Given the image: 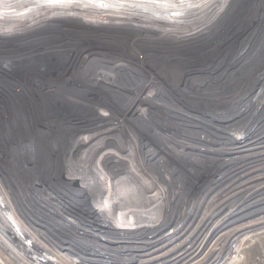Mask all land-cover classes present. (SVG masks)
Instances as JSON below:
<instances>
[{"label": "rangeland", "instance_id": "rangeland-1", "mask_svg": "<svg viewBox=\"0 0 264 264\" xmlns=\"http://www.w3.org/2000/svg\"><path fill=\"white\" fill-rule=\"evenodd\" d=\"M254 2L258 4L252 6ZM237 4V8L242 5L243 8H241L244 10L249 8L250 13L255 10L259 14L257 18L262 17L264 13V0H237ZM88 13L84 12L83 15L75 13L54 15L22 33H0V202L4 203L6 207V209H2L0 206V210L5 217L11 212L16 216L17 220L13 219V216L7 219L16 224L21 232H18V237L29 248H25L29 251L28 253L25 249L22 251L18 249L21 251L20 254L24 255L20 259L17 257V253H14L3 242L2 238L9 245H13V241L9 238L10 232L6 227V218L3 217V214L0 215V264H29L26 263L27 261L34 264H172L176 257L173 256L174 251L182 247L196 245L199 239L208 235L214 226H218L219 234L216 236L214 234L215 237L210 239L209 257H205L201 261L208 260V264H213V262L217 264H264V191H260L243 202H240L243 199L240 198V195L233 194L215 204L216 199L210 197L215 193L212 192L214 188L211 190L207 187L210 183H198L197 187L188 190L185 196V201L193 198L194 204L185 210V212L192 214L190 220L179 227L176 233L177 238H169L170 241L165 243V246H160L154 250V246L144 245V242H156V237L152 238L155 233H159L157 234L159 236L166 231H171L175 223L181 219V215L178 216L177 213L180 204V195L176 197L178 191L176 193L172 189L168 190L172 201L175 200L174 206L170 209L171 213L174 212L175 219L173 221L169 216L162 226L158 227L159 224L147 222L144 228H133L131 222L135 219L137 222H143L142 217L155 214L156 209L149 205L152 203L151 200L160 198L162 201L167 199L164 196L168 191H165L164 195H162L163 192L158 191L163 185H154V176L157 177L154 169L155 164L158 162L156 165L160 167L162 173L169 172L173 166L169 164L168 160H165L164 152L155 153L154 157L151 156L153 159L150 160V163L146 164L142 160L140 151L133 152L132 150V156L134 153L136 160L134 164L127 165L122 171H120V166L125 165L126 161L121 162L122 164L117 161L122 150L121 145L125 148L124 145L126 144V135L120 128L122 122L131 131V124L129 123L133 121L135 125L143 127L150 133L146 128L150 127L151 123L148 124L143 119L134 120L137 115L134 118L130 116L133 106H148L149 101L146 100L148 96H151L154 102L150 109L151 112H155L154 109H160L163 104H167L173 109L178 108V106L183 108L187 102L175 96L176 94H186L188 97H192L187 101L189 100L188 103L193 107L184 106L183 108L187 117H174L173 121L175 124H185L187 126H184L187 130L185 133L188 135L192 133L193 139L194 134L197 133L205 140L209 135L206 122H210L211 109L216 106L219 108L220 104L226 106V100L229 102L238 100L244 86L249 90L254 87L251 92L248 91L245 94L246 96L241 100L240 106L235 110L233 109L232 113L225 114V118L219 114L223 118H216L218 125V127L215 126L216 129L220 131L223 129V131L217 134L213 140L207 139L209 143L206 145L199 146L201 147L199 149L213 152L206 153L207 155L222 156V151H216V154L211 149L212 147L208 148V146H214L213 144L220 147L226 146V144L237 141V139L232 138L236 134L241 138L243 136L251 137L252 134L264 130V103H262L260 113L253 123L249 122L245 125L241 120L250 112L249 109L257 108V98H260L261 93L264 92V67H262L264 63L258 65L264 56V33L260 30L259 19L244 29L249 18L247 14L246 16L242 14L233 17V12H229V16L216 19L217 22L213 25L214 27L204 31L210 32V34L201 37L203 39L198 42L195 41L197 38H177L169 33L134 27V25L116 27L115 24H112L115 16L95 12L94 15L96 16L89 17ZM118 18L125 20L122 16ZM140 19L139 21L144 27L158 28L155 23L153 25L147 20ZM227 23L229 27H226ZM101 28L107 29V32L104 31L106 34L102 32ZM119 31L126 34L121 35ZM198 36L200 37V35ZM7 44H12V48H8L10 46L3 48ZM130 45L132 48L137 46L135 49L137 52L136 59L131 57ZM168 46H172L178 51L172 52L174 50ZM214 46L217 48L216 53H201L202 48L207 47L209 50ZM73 47L76 48L75 52H72L74 51ZM245 48L247 51L243 54ZM144 50L147 51L148 55L142 52ZM179 51L181 52L179 53ZM188 52H192V54L186 56L189 54ZM181 54L185 60L196 62H191L189 69L181 70V72L186 73V79H180L176 84H172L173 87H169L166 82L167 79H172L171 76L165 72L162 78L156 76L150 70V65L169 64V61L181 56ZM246 54L249 55L248 60ZM136 55L133 56L136 57ZM237 60H245L246 62L240 63V65ZM232 62L233 65H231ZM66 63V69L60 70L61 72L59 71L57 76H50L51 80H49V75L42 73L43 69L39 72L37 69L41 67L53 69V66L57 69L65 68L63 65ZM133 63L141 66V69H134L133 67L137 66H134ZM86 68L88 71H84ZM162 69L167 70L163 67ZM246 72H252L251 75L256 78L253 84L247 85V81L239 80ZM43 77L49 81H46V88L44 83L42 84V88L43 86L44 88L39 89V80ZM95 78H99L102 83H90L91 79ZM72 80L84 84V86H91V101L85 102V106H82L83 111L92 114L98 112L103 117L111 116L110 119L105 118L106 122H98L96 126L92 124L91 120L80 119L76 124L77 129L88 131L89 128L96 127L95 130H98L99 133L104 124L107 123V128L108 125L111 127L110 135L112 138L104 143L110 146L114 145V148L117 145L120 150L117 152L115 150L109 151L107 148H105L106 150L103 149L106 155L115 157L112 159L114 164H100L96 171L88 176V182H85L82 177L81 179L72 177L68 180H55L57 172L52 170L50 179L41 184L40 180L42 179L39 176L45 174L43 168L41 172V160L38 159L41 148L38 144V139L41 137L38 129L41 112H36L37 115L34 116L36 120L31 121L30 129L27 127L29 130L19 124L20 119H22L20 113L24 109L26 111L38 110V107L36 108L37 103L32 107L33 110L30 109L33 101L27 96L40 95L42 92V95L47 93L45 92L46 89L51 90L48 88L50 82V85L54 86H58V84L66 86L67 84L70 88L68 89L66 86V90L62 87V89L54 91L59 93V96L68 93L74 95L72 93L74 88H71L72 85L69 83ZM162 94L172 95L173 101L166 98L165 102L161 101L160 95ZM213 94L214 96H211ZM98 96L113 102L117 108L127 109V113L124 115L116 114L115 116L110 110L96 103L95 100ZM209 97L216 99V106L206 101V98ZM80 99L82 102L85 98L81 97ZM199 99L204 101L201 102ZM138 110L139 107L135 112ZM135 112L132 110V114ZM96 116L98 115H93V118L96 119ZM145 117L149 118L148 116ZM156 117L165 124L169 121L172 122L164 116ZM11 120L16 126L18 120L17 137L19 139L8 144L5 139L9 135L7 127ZM65 120L67 121V119ZM239 120L240 122H238ZM67 122L68 124L72 123L71 120ZM70 126L74 127L73 124ZM91 129L94 130V128ZM157 133L159 131L155 132L156 135L150 134L156 140L165 141L162 139L163 136H157ZM89 134L87 133V135ZM136 135L134 136L135 139H137ZM81 136L78 133L72 141L76 144L81 142V139H85L83 138L85 134L82 138ZM135 139L134 141H136ZM26 141H28L30 148L21 147ZM258 141H260L258 144L261 145L262 142L264 144L262 136ZM131 142L133 141L131 140ZM41 145L44 146V141ZM79 145L81 144L79 143ZM166 145L172 146L170 142ZM78 146H71L64 158V162L69 167H74L77 164L69 157L74 151L79 153L83 150ZM132 146L133 144L131 148ZM149 150H152L151 147H147V151ZM238 150L246 151L247 149L241 147L236 152L233 151L232 155L241 154L238 153L240 152ZM165 153L168 152L165 151ZM179 153L183 154L182 152ZM195 154H198L197 151ZM223 154V156H230L228 153ZM261 155L256 158L245 155L247 158H244L246 160L242 161V164L236 161L225 163L219 160L216 162L220 169L218 175L228 173L227 176L217 180L216 187L231 181L233 175L240 174L239 172L249 165H256L251 168L257 169V174L253 173L254 176L242 186H247L246 189L264 186V151ZM122 156L120 155V157ZM183 159L180 158L178 162L181 164ZM45 162L47 165L48 160ZM45 164L42 163L44 166ZM85 170L81 172L83 177L87 173ZM161 172L159 173L161 174ZM90 178L92 180L96 178V180L92 182ZM212 179L214 177L208 180ZM35 180H39L38 184H35ZM190 181L189 177L179 179L176 188H180ZM202 185L203 187H201ZM131 197L133 201H131ZM113 199L122 204L120 209L118 203L113 205ZM122 201L125 203L123 204ZM235 201L240 202L236 207L233 206ZM213 204L215 205L213 206ZM11 207L12 209H10ZM119 215L122 217L118 220ZM19 221H21L22 226L18 224ZM126 246L131 247L122 249ZM221 257L223 259H220Z\"/></svg>", "mask_w": 264, "mask_h": 264}, {"label": "bare ground", "instance_id": "bare-ground-1", "mask_svg": "<svg viewBox=\"0 0 264 264\" xmlns=\"http://www.w3.org/2000/svg\"><path fill=\"white\" fill-rule=\"evenodd\" d=\"M257 4H258L257 2H254L252 4V6H256ZM237 6H238L237 0H0V33H2V34L22 33L23 31L29 29L33 25H38V24H40V22L46 21L49 17H52L54 15H57V16L65 15L64 13H69V14L75 13L77 15H79V14L83 15L84 12L85 13L89 12L88 13L89 17L90 16H96V15H94L95 12H98V13L101 12L102 14H105V15L111 14L115 17L116 16H118V17L122 16L123 18H125V20L124 19L122 20V19H119L118 17H116V18L114 17L112 24L113 25L115 24L114 26H116V27L124 26V25H132V26L134 25V27L137 26L139 28H145V29H149L152 31L154 30V31L169 33L170 35H173L174 37H177V38H180V37L197 38L195 41H198V42L201 39H203L201 37H204L205 35L210 34V32H204V31L207 29L209 30L213 25H215V23L217 22L216 19H219L222 16H226V15L229 16V12H233V17L239 16L242 14L244 16H246V14H247V16L249 17L247 19V24L244 25L245 28L243 27L244 29H246L248 27V25L252 24V22H254L256 19H259L260 24H261L260 30L262 33H264V13H263L262 17L257 18V16L259 14L255 10L252 11V13H250L249 8H248V10H247V8H246V10H244V9H242L243 5L238 7V8H237ZM236 9H238V10H236ZM99 18H102V17H99ZM140 18L144 19V21L147 20L148 22H151L152 24L155 23V25L158 26V28L155 29V28L144 27L142 25V22L139 21V20H141ZM108 19H110V18H108ZM101 22L103 23V21H101ZM226 27H229V24ZM113 29H114V27H113ZM79 30H77V31H79ZM101 30H102V32H104V31L107 32V29L101 28ZM117 30H119V29H117ZM119 32L121 33V35L126 34L123 31H119ZM198 35H200V37ZM11 45L12 44H9V45L7 44L6 46H3V48L8 47V46H10L8 48H12ZM136 47L132 48V46L130 45V48H129V50L131 49L130 50L131 51V57L134 59L137 58V55H136L137 52L135 51ZM168 47L171 50H174L172 52L178 51L176 48H173L172 46L171 47L168 46ZM73 50L74 51H72V52H75L76 48L73 47ZM216 50H217L216 46H214V48H210L209 50L207 49V47H205V48L201 49V53L202 54L205 52L216 53ZM246 51H247V48H245L244 52H242V53L245 54ZM142 52L145 53L146 55H148L146 50H144ZM180 52L181 51H179V53ZM184 53H186V52H184ZM191 54H192V52L187 54V55L186 54H184V55L188 56ZM133 55H136V57ZM246 56H247V60H248L249 55L246 54ZM138 58H139V56H138ZM237 61L239 64L240 63L243 64L246 62L245 60H237ZM191 62H196V61H194V60L187 61V60H185L184 56L181 54V56L175 57L173 60L169 61V64L164 63L160 66L150 65V67H151L150 70L153 71L154 74L160 78H162L165 73H168L172 79H170V78L167 79L168 81L166 82V85H168L169 87H173L172 84H176L180 79H186V73L181 72V70H184L187 68L189 69L191 67ZM67 63L65 65H63L65 68L60 67L57 69L55 66H53L54 67L53 69L48 68V67H41V68H37V69H38V72L41 71V69H43L42 73L46 74L47 76L49 75V78H50V76H52V77L57 76V74H59L60 70L66 69ZM261 63L263 65L264 56L260 60V64H258V65L260 66ZM139 64H142V63H139ZM133 65L137 66V64H134V63H133ZM222 65L224 66L225 64H222ZM231 65H233V62L231 63ZM245 65H247V64H245ZM242 66H244V65H242ZM140 67L141 66H137V67H133V68L134 69H141ZM162 67L164 69H167V70H163ZM262 67H264V66H262ZM262 67H260V68H262ZM175 69H177V70H175ZM84 71H88L87 68ZM132 72H134V71H132ZM251 73L246 72L245 75H243V77L239 78V80L241 79L242 81H247V85L249 83L253 84V82L255 81L256 78L253 75H251ZM44 77H43V79L39 80L40 83L38 81V83H39L38 88L39 89L42 88V84H44V83H45L44 86L46 88V85H47L46 81L51 80V78L48 80ZM231 80H233V79H231ZM93 82L102 83V81H100L99 78H95L93 80L91 79L90 83L93 84ZM50 83L48 85V88H50L51 90H49V89H46V91L44 90L47 93L42 95V93H43L42 92L40 95L36 94L35 96L34 95H31V96L28 95L27 96V98H29L33 101L30 109L34 106L35 103H37L36 108L38 107V110L32 108L31 110L34 109L36 111H26L24 109L20 113V116L22 119L19 118L20 119L19 124L22 125L27 130L28 128L30 129V127H31L30 126L31 121L36 120V119H34V116L37 115L36 112H38V111L41 112L40 118H39L40 126L38 127L39 133L42 137V138L40 137L41 139L40 138L38 139L39 140L38 144H40L41 148H40V150L37 148V150H39V153H40V154L38 153V159L41 160V166H42L41 172H42V168H43L45 170L44 171L45 174L39 176L40 179H42V180H40V183L42 184V182L44 183L45 180L50 179V176L53 173L52 170L57 172L56 176H55L56 177L55 180L56 179H60V180L67 179L68 180L69 178H72V177H77V178L81 179V177H82V179L85 182L86 181L88 182V179H87L88 176L91 175L92 173H94V171H96V169L98 168V166L100 164L107 163L109 165V164L114 162V161L112 162V159L115 157H109V155H106L104 153L103 149L107 148V149H109V151L115 150V151L119 152L118 150H120V148L116 145V147H115L116 149H115L114 145L110 146V145H106L104 143V142H107L106 140H109L112 138L110 135V133L112 132L111 127L108 125V128H107V123L104 124L103 129L98 133V130H95L96 127H91V128H94V130H92L91 128H89L88 131L87 130H78L77 129L78 127H76L77 121L80 119H86L89 121L91 120L92 124L94 126H96V125H98L97 124L98 122H101V121L106 122L105 118L108 119L111 116L109 115V116L103 117L102 115H99V113L97 112L95 114L98 116H96L97 118L95 117L96 119H94L93 118V115H95L94 113L92 114L91 112L83 111L82 106L83 107L85 106V104H86L85 102L91 101L90 100V97L92 95L90 92L91 86H86V85L84 86V84L76 83V81L72 80L69 83H71V85H72L71 88H74L73 90L71 89L72 93L74 95H70L68 93V94H65L64 96H59L58 95L59 93H55L54 91H56L58 89H62V87L64 90H66L65 88H66V86L68 88V85L66 84V86H63L61 84H58V86H54V85H50ZM44 86H43V88H44ZM252 88H254V87H252ZM252 88L249 90V89H246V87L244 86L240 92L241 97L238 100L236 99L234 102L233 101L229 102L228 100H226L227 101V103L225 104L226 106H224V104H220L219 108H216L217 103H216V99H213L214 97H212V99L210 97H209L210 99L206 98L207 99L206 101H208L213 106H216L215 108L211 109L210 122H206L208 124L207 132L209 134L207 136V139L213 140L217 134H219L220 132L223 131V129H221V131L216 129L218 127V125L216 123V118H219L220 115H223L225 118L226 115L232 113V111H234L237 107L240 106L241 100H243V98L246 96L245 94L248 91L251 92ZM68 89H70V88H68ZM160 96L162 98L161 101H164V102L166 101V99H168V100L171 99V101H173V99H174L173 96L170 94H168V95L162 94ZM175 96H177V97L183 99V101L187 102V104H184V106L193 107L190 103H188L189 100L187 101V99H191L192 97H188L186 94H180V95L176 94ZM211 96H214V94ZM81 97L83 99L85 98L84 101H82V102H81L82 99H80ZM257 99L259 101V102L258 101L256 102V103H258L257 108L249 109L250 112L248 114H246L241 119V120H243V123L245 125L249 122L253 123L257 119L258 114L260 113V109L263 106L262 103H264V92H262L260 98H257ZM146 100L149 101L148 106L147 107H141L140 105L136 106L137 108L139 107L138 112H135V110L137 108L133 106L132 110L135 113L132 114V110H131L130 116L134 118L137 115V117L134 120L143 119L146 121V123H148V124L151 123V125L155 128L153 129V127L150 125L151 128L148 126V128H146V129L149 130L150 133H152V134L153 133L155 134V132L159 131V133H157L158 134L157 136H163L162 139H165L166 142L164 140H163V142L161 140H156V138L153 135H151L148 131L144 130L143 127L141 128L140 126L135 125L133 121H130V123H129V124H131L130 126H131L132 131L127 129L126 125L122 122L120 124V128L123 131L124 135H126V139H125L126 144L124 145L125 148H123V146L121 145L122 150L120 151L121 154L119 153V156L117 157V161H119L120 163L126 161L125 165L120 166L121 167L120 171H122L123 169L125 170L124 167H126L127 165L129 166L130 164H134V162L136 160V158H135L136 156L134 153L132 156V150H133V152L134 151H140V154L142 156V160L146 164L150 163V160L153 159V158H151V156L154 157L155 153H158V152L163 153L164 152L165 160H168L169 164L173 166V168L169 172H166V173L161 172L160 167H158L156 165V164H158V162L155 164V168H154L156 170L155 172L157 173V177H156V175L155 176L153 175L155 178L154 179V183H155L154 185H156V186H158V185L162 186L163 185L158 190L160 193L163 192L162 195H164L165 191H168L171 189L176 193L178 191L179 194L177 193L176 197H179V195H180V197H179V199H180L179 203L180 204H179V208H177L178 209L177 213H178V216L181 215V219L180 218H179L180 220L177 219L178 221L175 223V225L171 231L170 230L166 231L163 234H160L159 236H157V234H159V233L154 234V237H152V238L154 239L156 237L155 238L156 242H154V243L144 242V245L150 244L151 246H154L153 247L154 250H155V248L157 250L158 248H160V246L162 247L165 243L170 241V239L177 238L178 235H176V233H177L179 227L186 224L190 220V217L192 216V214L185 212V210H187L188 206L194 204L193 200H192L193 198H191L188 201H185V199H186L185 196H186V193L188 192V190L195 189V187H197L198 183H201V184H202V182L203 183L207 182L206 184L210 183L209 185H207V187L209 189L211 188V190L214 188V190L212 192H215V193L213 195H211L210 197L212 199H216L215 204H218L220 201H222L223 199H225V198H227L233 194L240 195L241 196L240 198H243L242 200H240V202H243L247 198H252V196L256 195L260 191H264V186L257 187V188L255 187L252 189H246L247 186L245 187V185L242 186V184H245V182L247 180L251 179V177L254 176L253 173L257 174L256 173L257 169H253L254 168L253 166H256V165H249L248 167L243 168L240 172L238 171L240 174L233 175V177L231 178V181L224 182L221 184L220 187H218V186L216 187L217 182L220 179H222L224 176L228 175V173H226V175H223V174L218 175L220 169H219L218 165H216V162H218L220 160V161H224L225 163L227 161H231V162L236 161L238 163H241L242 161L246 160L244 158H247L250 156L254 157V158H256L257 156H262L261 154L264 151V148H263L264 144H263V142L261 145L258 144V142H260L258 140L261 138V136L264 138V130L261 131L260 133L252 134L251 137L243 136L241 138V136H239L237 134L234 136L231 135L232 138L237 139V141L235 143L226 144V146L224 145V146L220 147L216 144H213L214 146H208V148L212 147L211 149H213V151H215V153H216V151H222V156L224 155L223 153H228V154H230V156H223L222 157L221 154H219L221 157L207 155L206 153H213V152H211V151L206 152L205 150L199 149V148H201L199 146H204V144L206 145L207 143H209V142H207V139H205V140L202 139L199 135H197V133L194 134L195 137L193 139V136L191 135L192 133L190 135L186 134L187 130H185V128H184V126H186L185 124H183V123L175 124L173 121L174 117H179V118H186L187 117L186 112L183 109L184 106H183V108L181 106H178L179 109L177 107L173 109V108H170L167 104L166 105L163 104V106L160 104L161 105L160 109H158V110L154 109L155 112H151L150 109L154 105L153 98H151V96H148V98ZM95 101L97 104L101 105L102 107H105L107 110H110L112 112V114H115V116H116V114L117 115H120V114L124 115L128 111L127 109L124 110L121 107L117 108L116 104L108 101L106 98L104 99L101 96H98L97 100H95ZM200 101L203 102L204 100H200ZM250 103H251V100H250ZM88 107H90V106H88ZM219 110H224V111L220 112ZM145 116H148L149 118H147ZM156 116L167 117L168 119L172 120V122L169 121L165 124L163 122H160L161 119H159ZM220 118H223V117H220ZM65 119H67V121L71 120L72 123L68 124V122ZM128 122H129V120H128ZM238 122H240V120ZM16 123H17V126H16V124H14V121H12V120L10 123H8L7 129L9 130V135L5 139L8 144H10V142H14V141L19 139L17 137L18 120L16 121ZM101 123H103V122H101ZM71 124H73L74 127H71L70 126ZM92 124H91V126H92ZM215 126H217V127H215ZM219 127L221 128V125ZM78 133H79V135H82L81 138L85 134V137H83L85 139H83V140L81 139V142H78L76 144L72 140H73V137L75 135H77ZM87 133H90V134L87 135ZM134 134L135 135L137 134L136 135L137 139H135ZM244 135H246V134H244ZM104 138H106V139H104ZM134 139L136 141H134ZM131 140L133 142H131ZM191 140H193V141H191ZM43 141H44V146L41 145V143ZM169 142L171 143L172 146L166 145ZM79 143L82 145V147H79V146H81V145H79ZM117 144H118V142H117ZM132 144H133V146L131 148ZM73 145H75V146L79 145L78 148H83V150L79 153L74 151L73 154H71V157H69V159L77 162V164H75L74 167H69L64 162V158L66 157L67 152L70 150L71 146H73ZM22 146H25L26 148H30L28 146V141L23 142L21 147ZM147 147H151L152 150L147 151ZM241 147L242 148L244 147L247 150L246 151L245 150H238V151H240L238 153H241V154H236L237 156H233L232 152L233 151L236 152L237 149H240ZM194 148H196V149H194ZM165 151H167L168 153H165ZM195 151H197L198 154H195ZM179 152H182L183 154H180ZM246 152H248V153H246ZM120 155H123V156L120 157ZM180 158H184L183 159L184 161H182L181 164H180V162H178V160H180ZM120 159H122V160H120ZM47 160H48V164L46 165L45 161H47ZM42 163H44L45 166L42 165ZM251 167H253V168H251ZM84 169H86L85 171L87 173L83 177L82 176L83 174H81V172ZM46 171H48V172H46ZM228 171H230V170H228ZM159 172H161V174ZM140 175H141V173H140ZM150 177H152V176H150ZM185 177H187V178L189 177L191 179V181L188 183H185L180 188L179 187L176 188L178 186V180L183 179ZM211 177H214V179L208 180ZM55 180H52V181H55ZM90 180H92V179L90 178ZM94 180H96V178L93 179L92 182H94ZM38 181L35 180V184H38ZM203 185L201 187H203ZM140 192H141V190H140ZM168 193H169V191L164 196L167 198L165 200L161 201L160 198H157L156 200H154V199L151 200L152 203L149 205L153 206L156 209V211L154 212L155 214H151V216H147V217H145V216L142 217L143 222H137V220L135 219L134 221L131 222V223H133V225H132L133 228H140V227L144 228V226H146L145 223H147V222L149 224H155V223L159 224V225H157L159 227V226H162V224L165 220L167 221L169 216L172 218V221H173V219H175V217L173 216L174 212L171 213L170 209L172 208V206H174L175 200L172 201L170 194H168ZM132 197H131V201H133ZM110 202H112V201H110ZM113 202H114L113 205H116L118 203L117 200L116 201L114 200ZM122 203L124 204L125 202L122 201ZM239 203L237 201H235L233 203V206L236 207V205H238ZM105 204H107V203H105ZM109 204H112V203H109ZM130 204H131V202H130ZM215 204H213V206ZM0 206L2 209H6L4 203L0 202ZM118 206L120 209L122 204L118 203ZM125 207H127V206H125ZM10 209H12V207ZM0 213H1L0 215L3 214V217H5L4 213L1 210H0ZM11 216H13V219L17 220L16 216L12 212L10 213V215H9V213L6 214L5 218H6V222H7L6 227L9 230L8 232H10L9 238L13 241V243H12L13 245L12 246L9 245L8 242L3 238H2V240L4 243H6V245L14 253H17V257H20V259H22L23 254H20V252L22 250H24L25 248H27V249H29V248L26 244H24L23 240H21L18 237V232H20L19 228L16 226V224H13L12 222H10L8 220L9 217L11 218ZM120 217H122V215L121 216L119 215V217L117 219L118 220L121 219ZM1 219H3V218H1ZM9 223H11V224H9ZM18 224H20L22 226L21 221H19ZM158 227H157V229H158ZM5 233H6V231H5ZM214 234H215V236L219 234L218 226L212 227L210 230V233L208 235H206L205 237L200 238L196 245H194V246L190 245V247H182V248H179L176 251H174V253H173L174 255L173 254L172 255L176 256V257L173 259L174 263H172V264H193L194 262H196V264H208V262H209L208 260L207 261L206 260L201 261V260H203L205 257H209V253L211 250L210 239L214 236ZM128 247H131V246L122 247V249L128 248ZM18 249L21 251H19ZM27 249H25V250H27ZM118 251H123V250H118ZM130 251H131V249H130ZM28 252L29 251L27 250V253ZM220 259H223V257H221ZM26 263L34 264L30 261H27ZM213 264H217V263L213 262Z\"/></svg>", "mask_w": 264, "mask_h": 264}]
</instances>
